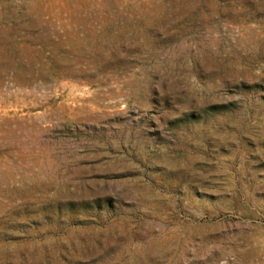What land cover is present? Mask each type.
I'll return each mask as SVG.
<instances>
[{
  "label": "rangeland",
  "instance_id": "374dc122",
  "mask_svg": "<svg viewBox=\"0 0 264 264\" xmlns=\"http://www.w3.org/2000/svg\"><path fill=\"white\" fill-rule=\"evenodd\" d=\"M0 264H264V0H0Z\"/></svg>",
  "mask_w": 264,
  "mask_h": 264
}]
</instances>
